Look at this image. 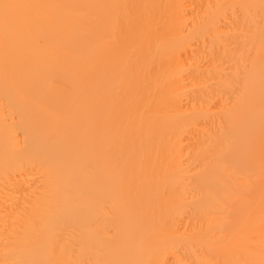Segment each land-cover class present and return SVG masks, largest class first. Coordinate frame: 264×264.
Here are the masks:
<instances>
[{"label":"bare ground","instance_id":"6f19581e","mask_svg":"<svg viewBox=\"0 0 264 264\" xmlns=\"http://www.w3.org/2000/svg\"><path fill=\"white\" fill-rule=\"evenodd\" d=\"M0 264H264V0H0Z\"/></svg>","mask_w":264,"mask_h":264}]
</instances>
